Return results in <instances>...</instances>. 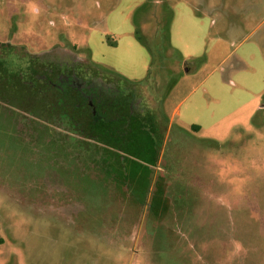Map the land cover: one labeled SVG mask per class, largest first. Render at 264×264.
Wrapping results in <instances>:
<instances>
[{
  "label": "rangeland",
  "instance_id": "rangeland-1",
  "mask_svg": "<svg viewBox=\"0 0 264 264\" xmlns=\"http://www.w3.org/2000/svg\"><path fill=\"white\" fill-rule=\"evenodd\" d=\"M0 44L123 91L5 76L0 264H264V0H0Z\"/></svg>",
  "mask_w": 264,
  "mask_h": 264
},
{
  "label": "flooded vegetation",
  "instance_id": "flooded-vegetation-1",
  "mask_svg": "<svg viewBox=\"0 0 264 264\" xmlns=\"http://www.w3.org/2000/svg\"><path fill=\"white\" fill-rule=\"evenodd\" d=\"M4 53L5 52H1L0 51V56H4L3 55ZM9 55L10 56L13 55V57L17 56L15 54V52H13L12 55L11 54H9ZM4 58H5V56H4ZM12 62H13L12 58H10L9 64H11L12 66L18 67L16 64L13 65ZM0 64H1L0 65V90H2L3 88H5L4 87L5 76L9 75V74H6V73H8V72L10 73V71H8V69L6 68L8 66H7V64L4 61H2V58H0ZM60 67L61 68H60L59 71L58 70H53V69H46V71H47L46 73L53 78V80L50 79L52 81H50L49 83L47 81L46 85H48L49 87L54 88L59 93H64L65 90L62 91L63 88H64V85H68V84H66V82L70 81V83H72L74 80L76 82L78 79L76 77V69L73 68V69H70V70H66L65 68L63 69L62 66H60ZM25 71H26V73H24V74H21V73L18 72V76L20 77L18 82H16V81H14V83L9 82L10 88L14 89L13 85L18 83L19 87H21L22 85H26L27 87H29V89H32V86L34 84L32 82L34 81L35 78L39 77V78L42 79V78H44L47 75V74H38L37 75V74L33 73L32 70H30L29 72H27L28 70H25ZM28 73L32 74V76H28ZM26 78H28V80ZM55 78H57V80L59 82L55 81L54 80ZM73 78H75V79L73 80ZM73 86L75 87L77 93L79 94L80 99L82 98L81 100L83 102H86L88 105H92L93 115L95 116L94 119H97V120L101 119L103 113H102V111L98 110V108L96 107V103L95 102L99 101V103H100L104 99L111 98L112 100L116 99V101H114V100L113 101H114L115 104L118 105L119 104L118 98H120L121 93H123L122 89H120V88L118 89L117 87L116 88L113 87L112 83H110V82H106V83H101L100 82L99 84H96V82L94 80L90 81V82H85V81L78 82L77 81V85H73ZM114 88L116 89V91L114 90ZM14 92H18V90L14 89ZM127 99L128 98H126V100ZM128 101L129 100H127L126 103ZM131 102L133 103V100ZM131 102L129 101L127 103L128 106H130V111L126 112V114L124 115L126 117L125 118V122H121V125L125 126L128 123H130L131 121H133L134 117H139L138 114H135L133 112L132 107H131V104H132ZM109 103L113 104V102H109ZM117 112L119 113V116L115 117V119L118 120L121 117H124L123 115H121V112L119 110H117Z\"/></svg>",
  "mask_w": 264,
  "mask_h": 264
},
{
  "label": "trees",
  "instance_id": "trees-1",
  "mask_svg": "<svg viewBox=\"0 0 264 264\" xmlns=\"http://www.w3.org/2000/svg\"><path fill=\"white\" fill-rule=\"evenodd\" d=\"M135 35L139 39V41L147 47V49L149 50V52L151 54V63H150V67H149L148 74H147L149 76V74L151 73V69H152L154 62H156L157 60H160V57L157 56V54H155L154 49H152L150 44L146 41L144 35H142L138 30H135ZM106 40H107V43L109 45H115V42L110 40L109 38H107ZM6 45L9 46L8 44H6ZM0 51L5 52L3 54L5 56V58H4V56H0V58H2V61H4L7 64L8 67H6V68L8 69V71H10V73L7 71L8 73H6V74H12L13 75V79L10 81L12 83H14V81L18 82V80L20 79V77L18 76V72L21 74H24V73H26L25 70H28L27 72H29V70H32V68H35V67H37L39 69H53V70L59 71L61 68L60 63H65V62L56 61L54 59L53 60L56 62H53V61L44 62L43 60L48 58V57H45V55L30 54L24 48H20L19 49L20 52L16 55H18L20 60L23 61L22 62L23 64H22V66L16 67V66H12L11 64H9L10 58H13L12 52H9V51L7 52V50L4 49V47H2L1 44H0ZM55 52H61V50H52L53 54H55ZM9 54H11L12 56H10ZM67 68H68V66L65 67V69H67ZM93 118H95V116H93ZM136 118L139 119L138 117H134L135 121H137ZM191 128L193 130L199 129L198 125H195V124H192ZM0 242H1V238H0Z\"/></svg>",
  "mask_w": 264,
  "mask_h": 264
},
{
  "label": "water",
  "instance_id": "water-1",
  "mask_svg": "<svg viewBox=\"0 0 264 264\" xmlns=\"http://www.w3.org/2000/svg\"><path fill=\"white\" fill-rule=\"evenodd\" d=\"M187 69L185 68V71H186Z\"/></svg>",
  "mask_w": 264,
  "mask_h": 264
}]
</instances>
